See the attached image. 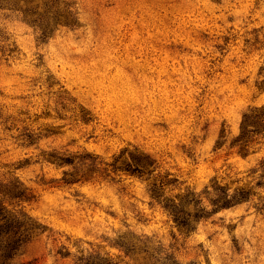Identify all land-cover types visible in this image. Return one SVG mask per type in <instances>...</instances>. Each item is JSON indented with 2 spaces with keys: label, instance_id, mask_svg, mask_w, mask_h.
<instances>
[{
  "label": "rangeland",
  "instance_id": "obj_1",
  "mask_svg": "<svg viewBox=\"0 0 264 264\" xmlns=\"http://www.w3.org/2000/svg\"><path fill=\"white\" fill-rule=\"evenodd\" d=\"M33 4L77 24L0 7V201L45 227L5 264H264V0Z\"/></svg>",
  "mask_w": 264,
  "mask_h": 264
},
{
  "label": "trees",
  "instance_id": "obj_2",
  "mask_svg": "<svg viewBox=\"0 0 264 264\" xmlns=\"http://www.w3.org/2000/svg\"><path fill=\"white\" fill-rule=\"evenodd\" d=\"M35 0H0V7L10 8L14 10H23L25 19L35 26L42 29L44 36H49L55 26L58 25H75L77 24L76 17L70 8H58L56 9L54 16L50 17L51 8L46 7L41 11V7L34 5ZM25 2V5L22 3ZM249 117L245 115V119L242 124V131L238 140L246 141L249 134H257L259 129H249ZM144 167L141 168L143 170ZM145 172V171H142ZM156 190V189H155ZM222 198L213 201L215 204V210L226 206L231 200L229 199L228 193L222 189ZM156 191L155 194H157ZM189 197V196H188ZM237 197V196H236ZM247 193L245 191L240 192V201L247 200ZM235 199V198H234ZM194 203H199L198 200L191 198ZM165 208L168 209L174 216L175 222L183 227L187 226L190 222V214L185 211L183 206L176 205L170 202L165 203ZM208 212L204 209H197L194 215L195 220L205 217ZM41 229H45L44 226L38 224L36 221L31 219V217L24 216L20 217L9 212L3 203L0 201V252L1 259L6 262L10 260L20 251L23 245L32 240L35 233ZM130 252V249H128ZM31 264V263H28ZM85 264H117L112 262L110 259H101L98 257H92L85 261ZM156 264V263H148Z\"/></svg>",
  "mask_w": 264,
  "mask_h": 264
}]
</instances>
